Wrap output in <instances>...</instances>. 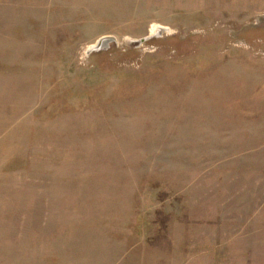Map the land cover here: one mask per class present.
<instances>
[{
    "label": "rangeland",
    "instance_id": "1",
    "mask_svg": "<svg viewBox=\"0 0 264 264\" xmlns=\"http://www.w3.org/2000/svg\"><path fill=\"white\" fill-rule=\"evenodd\" d=\"M0 264H264V0H0Z\"/></svg>",
    "mask_w": 264,
    "mask_h": 264
},
{
    "label": "water",
    "instance_id": "2",
    "mask_svg": "<svg viewBox=\"0 0 264 264\" xmlns=\"http://www.w3.org/2000/svg\"><path fill=\"white\" fill-rule=\"evenodd\" d=\"M112 41V37H102L101 39H99L94 45H92L90 47V51L92 50H98L100 48H102L103 46H105L107 44V42Z\"/></svg>",
    "mask_w": 264,
    "mask_h": 264
}]
</instances>
